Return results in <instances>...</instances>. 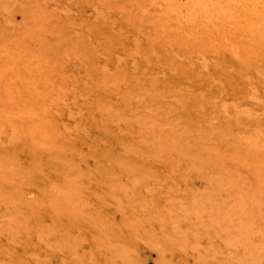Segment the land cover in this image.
<instances>
[{
	"label": "rangeland",
	"instance_id": "obj_1",
	"mask_svg": "<svg viewBox=\"0 0 264 264\" xmlns=\"http://www.w3.org/2000/svg\"><path fill=\"white\" fill-rule=\"evenodd\" d=\"M140 1L0 0V264H264V42Z\"/></svg>",
	"mask_w": 264,
	"mask_h": 264
},
{
	"label": "bare ground",
	"instance_id": "obj_2",
	"mask_svg": "<svg viewBox=\"0 0 264 264\" xmlns=\"http://www.w3.org/2000/svg\"><path fill=\"white\" fill-rule=\"evenodd\" d=\"M135 1H136V3H139V2H137V0H135ZM138 1H140V0H138ZM120 3L118 4L119 6H121ZM140 3H143V2L140 1ZM140 3H139V5H140ZM150 3L154 4V5H152V7L156 6L155 9L156 8L157 9H156V11L155 10L154 11L157 13V15H153L156 17L155 20H154L155 17L152 18L153 16H151V20H149V19H147V20H149V22L153 21V20L154 21L158 20V22H159L158 24L160 26V29H164V30L165 29L166 30L172 29L176 33V37L178 38V41L181 40V41H189L190 42L191 41L190 39L200 40L202 38L203 39L209 38L213 44L223 45V46L227 47V49L228 48L231 49L232 52H236L237 53V54H235L236 56L241 53L243 55H251L252 57H253L254 53H256L257 48L259 47L260 43L262 41L264 42V0H151ZM150 3H148V4H150ZM122 5H123V3H122ZM132 5H135V3H133ZM139 5H137L138 9L140 8ZM147 7H149V6H147ZM150 7H151V4H150ZM124 8H126V7H124ZM142 8L145 9L146 6L142 7ZM153 9L154 8H152V11H153ZM139 10H141V8ZM139 10H138V13L140 14L141 11L139 12ZM146 11H149V10H146ZM236 11H237V14L235 15ZM144 12H145V10L143 11V13ZM138 13H136V15ZM150 15H152V12ZM147 16H149V13L147 14ZM138 17H140V15ZM134 18H136V17H134ZM145 18H148V17H146V15H145ZM239 18H241V19H239ZM139 19L140 18H138V20ZM238 19L241 20L240 22L243 25L242 28H236L235 27V22L239 21ZM154 23H155V25H152L151 27L157 26L156 22H154ZM159 26L157 27L158 29H159ZM158 29L157 30L154 29V31L159 32L160 29L159 30ZM173 31H171V32H173ZM161 32H162V30H161ZM170 34H172V33H170ZM161 35H162V33H161ZM163 35H165V34L163 33ZM204 35L207 37H205ZM148 36L149 35H147V38H148ZM155 37H154V39H155ZM165 37L167 38V36H165ZM160 38H163V37H160ZM174 38H173V41L176 42V40H174ZM169 39L171 42V38H169ZM157 40L161 41V39H159V38ZM164 41H161V42L164 43ZM168 42L169 41L166 40L165 44H169ZM186 43H185V45H186ZM212 43H209V44L212 45ZM172 44L174 46V43H172ZM193 44H194V46L199 45V43L195 44V42ZM204 44L207 45V42ZM204 44H202V45H204ZM175 45H177V44H175ZM188 45L190 46V44H188ZM186 47H187V45H186ZM218 47H220V46H218ZM260 48H261V50H263L262 46H260ZM260 48H259V50H260ZM257 54L258 53H256V55ZM260 54H261V52H260ZM257 56H259V54ZM238 57H242V56L238 55ZM242 58H244V57H242ZM246 58H248V57L246 56ZM259 58H260V56H259ZM263 58H264V56H263ZM254 60H258V59H254ZM262 61H263V59H262ZM263 65H264V63H263ZM257 147H259V146H256V149H257ZM256 162H258V161H256ZM193 163H194V160H193ZM258 201H259L258 196L256 194L244 196L243 199L241 200V206H242L244 212L248 213L249 215H251L252 212H253V214H255L254 210H256V208L259 204ZM202 204L203 203H202L201 197H197L194 200V205L196 206L195 208L197 210H200V208H202ZM259 208H260V206H259ZM261 211H262V209H261ZM256 212H258V211H256ZM253 216L255 217V215H253ZM257 216H258V214H257ZM262 217H263V214H262ZM251 222H252V220H251ZM250 225H252V224L250 223L249 226ZM249 226L242 228L239 235H240L241 239H243L245 241L247 248L250 251L249 253L256 256L257 254H259L264 249L261 245L258 246V245L253 244L252 232L254 231V228H252V231H251ZM59 243L62 247H66V243H64L63 241H61ZM115 255L120 256V254H115ZM125 261L127 264H131L126 259H125Z\"/></svg>",
	"mask_w": 264,
	"mask_h": 264
}]
</instances>
